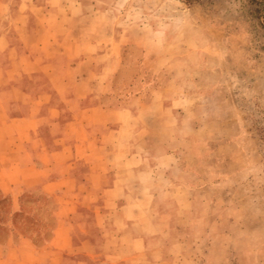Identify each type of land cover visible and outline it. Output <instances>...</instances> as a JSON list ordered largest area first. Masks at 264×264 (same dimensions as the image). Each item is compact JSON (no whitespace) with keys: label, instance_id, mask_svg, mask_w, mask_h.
Segmentation results:
<instances>
[{"label":"crops","instance_id":"obj_1","mask_svg":"<svg viewBox=\"0 0 264 264\" xmlns=\"http://www.w3.org/2000/svg\"><path fill=\"white\" fill-rule=\"evenodd\" d=\"M77 4L0 2V194L16 219L0 264H182L160 191L180 164L147 146L168 136L176 96L129 89L115 35L103 45ZM18 217L42 219L45 238Z\"/></svg>","mask_w":264,"mask_h":264},{"label":"rangeland","instance_id":"obj_2","mask_svg":"<svg viewBox=\"0 0 264 264\" xmlns=\"http://www.w3.org/2000/svg\"><path fill=\"white\" fill-rule=\"evenodd\" d=\"M76 1L81 16L97 20L103 45L115 35L129 89L169 82L166 96L178 101L168 136L147 145L180 164L161 180L166 238L180 245L167 254L182 264H264V18L255 5ZM11 207L0 194V240L15 219ZM18 221L37 224L32 236L45 238L42 219Z\"/></svg>","mask_w":264,"mask_h":264},{"label":"trees","instance_id":"obj_3","mask_svg":"<svg viewBox=\"0 0 264 264\" xmlns=\"http://www.w3.org/2000/svg\"><path fill=\"white\" fill-rule=\"evenodd\" d=\"M189 3V1L187 0ZM251 3L255 5L254 11L256 12L257 17L264 18V0H251Z\"/></svg>","mask_w":264,"mask_h":264}]
</instances>
